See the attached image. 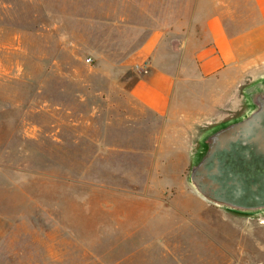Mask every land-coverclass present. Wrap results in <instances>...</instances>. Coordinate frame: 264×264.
<instances>
[{
    "label": "rangeland",
    "instance_id": "1",
    "mask_svg": "<svg viewBox=\"0 0 264 264\" xmlns=\"http://www.w3.org/2000/svg\"><path fill=\"white\" fill-rule=\"evenodd\" d=\"M130 11L0 0V264H264V211L201 195L200 139L157 144L162 121L106 74L140 36Z\"/></svg>",
    "mask_w": 264,
    "mask_h": 264
},
{
    "label": "crops",
    "instance_id": "2",
    "mask_svg": "<svg viewBox=\"0 0 264 264\" xmlns=\"http://www.w3.org/2000/svg\"><path fill=\"white\" fill-rule=\"evenodd\" d=\"M130 9L145 17L131 22L140 36L105 71L162 121L157 144L193 145L250 108L244 88L264 77V0H130Z\"/></svg>",
    "mask_w": 264,
    "mask_h": 264
},
{
    "label": "water",
    "instance_id": "3",
    "mask_svg": "<svg viewBox=\"0 0 264 264\" xmlns=\"http://www.w3.org/2000/svg\"><path fill=\"white\" fill-rule=\"evenodd\" d=\"M244 94V114L202 134L189 182L218 206L254 214L264 211V77Z\"/></svg>",
    "mask_w": 264,
    "mask_h": 264
},
{
    "label": "built area",
    "instance_id": "4",
    "mask_svg": "<svg viewBox=\"0 0 264 264\" xmlns=\"http://www.w3.org/2000/svg\"><path fill=\"white\" fill-rule=\"evenodd\" d=\"M88 61H91V58H89Z\"/></svg>",
    "mask_w": 264,
    "mask_h": 264
}]
</instances>
